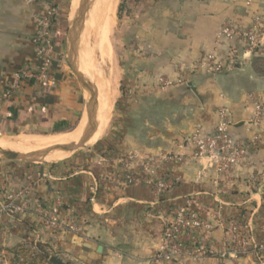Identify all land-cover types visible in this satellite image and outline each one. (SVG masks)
Listing matches in <instances>:
<instances>
[{"label":"crops","instance_id":"0c3cea01","mask_svg":"<svg viewBox=\"0 0 264 264\" xmlns=\"http://www.w3.org/2000/svg\"><path fill=\"white\" fill-rule=\"evenodd\" d=\"M49 5L58 18L52 35L57 83L20 82L6 95L15 73L34 59L35 18ZM72 5L73 0H0V136L52 135L40 133L78 111V123L85 117L79 86L58 56L77 8ZM122 12L116 33L122 90L109 156L103 164L95 162L96 150L62 160L67 154L54 164H0V202L11 190L29 189L25 212L0 217V264H11L9 250L31 238L71 264H263L254 256L221 257L219 251L226 235L223 223L230 220L264 240V131L251 124L248 98L264 93V44L250 52L237 39L217 43L215 35L225 22L251 26L254 15L264 14V0H130ZM232 49L239 56L234 69L212 74L196 68L207 52L225 57ZM79 67L89 77L80 50ZM162 77L172 84L163 85ZM222 107L233 120L232 136L251 155L249 163L229 175L208 166L205 158L161 162L157 177L173 180L162 198L155 196L152 181H126L118 159L189 155L191 134L213 133ZM188 197L213 225L209 244L216 252L200 262L157 263L164 226ZM53 209L78 231L51 227L46 215Z\"/></svg>","mask_w":264,"mask_h":264},{"label":"built area","instance_id":"2783aa9c","mask_svg":"<svg viewBox=\"0 0 264 264\" xmlns=\"http://www.w3.org/2000/svg\"><path fill=\"white\" fill-rule=\"evenodd\" d=\"M34 3L37 0H26ZM57 9L49 5L43 13L36 16V31L33 37L34 59L26 62L14 75L15 81L10 85L6 95L20 87V82L37 85H51L56 83L53 61L55 45L52 34ZM216 42L237 39L242 42L246 51L253 52L264 44V14L253 16L252 24L240 27L225 22L217 30ZM239 59L236 49H232L225 57H218L215 51H209L201 58L196 68L207 73H220L235 68ZM179 82H183L180 79ZM163 85L172 82L165 77L161 78ZM248 98L253 106L251 124L259 131H264V93H250ZM233 120L227 108L218 111V123L213 133L195 130L190 138L191 154L184 152L164 156L138 157L123 156L118 161L124 171L127 182L135 183L142 179L153 182V192L157 198L166 195L173 186V180L166 176L157 177V169L161 162L197 161L201 158L208 160V166H216L219 172L232 175L240 167L251 161V155L231 134ZM29 189L11 190L6 198L0 202V217L4 214L20 215L29 206L26 199ZM199 204L195 199L188 197L185 202L176 206L172 211L171 219L166 222L162 232V244L154 257L157 263L192 260L200 262L208 254H214L210 244L213 225L199 213ZM47 223L56 229L78 231L75 223L59 218L57 210L53 209L46 215ZM225 238L221 257H248L254 256L264 264V240H256L251 235V229L235 220L224 222Z\"/></svg>","mask_w":264,"mask_h":264},{"label":"bare ground","instance_id":"6f19581e","mask_svg":"<svg viewBox=\"0 0 264 264\" xmlns=\"http://www.w3.org/2000/svg\"><path fill=\"white\" fill-rule=\"evenodd\" d=\"M80 0H73V6L78 7ZM118 0H94L85 20L80 44L82 60L91 75V82L99 102L98 130L93 140L101 139L110 125L113 109L112 73L104 70L108 56L109 35L113 28ZM109 64V63H108ZM108 71V70H107ZM90 77V76H89ZM68 132H61L47 136H22L15 138L0 137V147L22 153L33 152L55 144H70L78 141L84 134L88 115ZM87 119V120H86ZM57 155L51 157V155ZM68 153L55 152L46 157L49 160H58Z\"/></svg>","mask_w":264,"mask_h":264},{"label":"water","instance_id":"95a60500","mask_svg":"<svg viewBox=\"0 0 264 264\" xmlns=\"http://www.w3.org/2000/svg\"><path fill=\"white\" fill-rule=\"evenodd\" d=\"M93 2L94 0H80L76 11L73 15L70 16L66 40L67 57L69 60V64L76 74L78 81L80 82L83 91L84 110L88 115V122L83 136L78 141L70 144H55L28 153L6 150L0 147L1 159L19 160L24 161L28 164H54L71 157V155H74L81 149L92 147L97 142L94 141L93 138L98 130L99 102L94 91L93 83L91 82L89 77L81 71L79 67V50L81 37L86 16ZM55 152L68 153L69 156L62 160L50 161L46 159L49 154ZM101 249L102 247L99 248V250ZM49 261L52 264H71L70 261H65L57 254L51 255Z\"/></svg>","mask_w":264,"mask_h":264},{"label":"rangeland","instance_id":"374dc122","mask_svg":"<svg viewBox=\"0 0 264 264\" xmlns=\"http://www.w3.org/2000/svg\"><path fill=\"white\" fill-rule=\"evenodd\" d=\"M70 1L71 0H67V4L70 3ZM121 2H122V0H118V6H117V10H116L115 22H114L113 28L111 29L110 35H109V46L106 47L108 49V51H107L108 52V56H111L110 57V62L108 61L104 65L105 72L107 74L112 73L113 109H112L111 122H110L109 127L107 128V131H106L105 135L101 139H99L95 143V145H93L92 147H89V148L81 149V150L76 152V153L82 152L83 155H84L86 153H89L90 151L93 152V151L96 150L95 154H97V158H96L95 162L97 164H103L104 162L102 160H104L106 157L109 156V138H110L111 133L114 130L115 121L118 118V114H119L118 113V102L120 100L121 90H122V82H121V80H122V67H121L122 66V49L121 48H122V46L120 44L116 43V33H117L118 26H119V23H120V18L122 17V13H123V12H121V14L119 15V11H118V8H119V5H120ZM75 11H76V8H75ZM57 20H58V18H57V13H56L55 22H54V30H55V27L57 25ZM54 30H53V32H54ZM81 40H82V37H81ZM64 47H65L64 51L62 53H60V54L58 53V56H60V58L62 59V64L66 65L67 71L70 74V76H72V78L76 80V82H77V84L79 86V97L82 100L80 102V106L81 105L84 106L83 91H82L80 82L78 81V78H77L76 74L74 73L73 69L71 68V66L69 64L68 57H67V43L64 45ZM54 52L55 53H54L53 56H56L57 51L55 50ZM53 70H54V74H55V77H56L55 68ZM88 73H89L90 80H91L90 72L88 71ZM56 83H57V77H56ZM56 83H53L51 85H55ZM40 86H42V85H40ZM85 118H86V116H85ZM18 135H20V134H12V135L3 134L0 137L4 136V137L15 138ZM21 135L22 136H31L32 134H30V133H27V134L22 133ZM54 156H57V155H55V154L51 155V157H53V158H54ZM0 164H5L7 166V165H11V164L23 165V164H28V163H26L24 161H19V160H6V159H1L0 158ZM22 243H24L26 245L27 249H29V252L26 255L28 257H29V255H37V253L33 252V250H35V249H38L40 252H43V255H45V256L49 252V258H50L51 255L54 254L53 249L49 250V249H46V248H43V247H38L37 248V243L38 242H36L35 240L33 241L32 238L27 240V241H24ZM8 255H9V257L12 258V254L11 253H8ZM26 256L22 255L23 259ZM39 264H41V263H39Z\"/></svg>","mask_w":264,"mask_h":264},{"label":"trees","instance_id":"16d2710c","mask_svg":"<svg viewBox=\"0 0 264 264\" xmlns=\"http://www.w3.org/2000/svg\"><path fill=\"white\" fill-rule=\"evenodd\" d=\"M130 0H122V2L119 5L118 11L119 15L124 9V6H126L127 2ZM80 118V112H76L74 116L65 121L59 122L56 124L54 129H52L49 132H42L40 134H52L57 132H64L71 130L75 127V125L78 123ZM41 247L40 243H37V248ZM9 252L12 254L11 258V264H52L49 261V252L47 255H43V252H40L38 249L33 250V252L37 253V255H29L26 256L29 252V249H27L26 245L24 243L18 244L16 247L9 250ZM40 252V253H39ZM23 253V254H22ZM22 255H25L26 257L23 259Z\"/></svg>","mask_w":264,"mask_h":264}]
</instances>
